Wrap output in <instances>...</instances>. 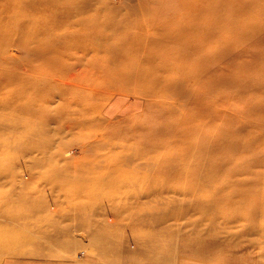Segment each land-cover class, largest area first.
<instances>
[{
    "label": "rangeland",
    "instance_id": "obj_1",
    "mask_svg": "<svg viewBox=\"0 0 264 264\" xmlns=\"http://www.w3.org/2000/svg\"><path fill=\"white\" fill-rule=\"evenodd\" d=\"M163 1L112 0L107 3L112 8L96 18L123 26V15L152 13ZM248 1L259 6L224 24L244 19L264 36V0ZM228 2L224 14L233 5L243 7L238 0ZM113 14H120L115 21ZM12 31L0 34V41H14ZM111 43L119 44V37ZM140 44L128 41L123 47ZM245 45L252 48L254 73L262 74L264 47L251 40ZM0 53L8 59L20 55L11 47H0ZM57 71L45 68L38 74L46 79ZM235 74H227L229 81L217 93L223 102L209 107L210 114H231L235 120H208L204 140L174 131L140 137L164 122L134 106L144 102L134 85L81 95L91 106L86 115L91 119H70L60 113L59 103L41 116L32 113V105L0 106V264H264V103L233 83ZM12 76L0 64V78ZM44 79L36 89L1 87L0 104L16 94L45 101L50 86ZM258 86L255 82L253 89ZM258 109L261 113L254 114ZM153 140L165 145L151 151L146 144Z\"/></svg>",
    "mask_w": 264,
    "mask_h": 264
},
{
    "label": "bare ground",
    "instance_id": "obj_2",
    "mask_svg": "<svg viewBox=\"0 0 264 264\" xmlns=\"http://www.w3.org/2000/svg\"><path fill=\"white\" fill-rule=\"evenodd\" d=\"M238 1L242 8L233 5L230 13L224 14L228 0H164L152 10L156 18L152 13L141 16L127 13L122 17L126 24L117 26L105 25L96 18L97 13L112 8L107 6L112 0H0V24L5 23L0 27V34L13 30L15 35L14 41H0V47L20 52L19 57L11 59L0 53V64L13 72L10 79L0 78V88L11 85L17 91L25 87L36 89L37 82L44 79L43 73L38 74L41 70H58L51 78L44 79L51 87L45 101L38 96L32 95L29 100L16 94L4 99L0 106L15 104L21 109L32 105V113L41 116L50 104L59 103L60 113L63 111L70 119H91V115L86 116L91 114V106L82 103L81 95L91 96L111 87L134 85L135 95L144 100H137L134 106L146 108L152 117L158 115L164 122L140 133V137L174 131L181 135L193 133L204 140L208 137L205 135L208 120L215 121L210 120L215 116L227 122L235 120L231 114H210L209 110L211 105L223 102L217 93L229 81L227 74L231 71L237 73L232 77L233 83L244 86L246 89H241L250 98L259 95L264 103V67L262 74L254 73L252 48L245 45L251 40L264 47L263 33L252 24L245 25L244 19L231 27L224 24L227 18L246 16L247 10L259 5H254L256 1ZM119 15L113 14L114 21ZM38 17L39 21L31 20ZM136 20L142 23L126 31ZM240 28L245 32L224 38ZM261 28L264 30V24ZM114 35L119 37V44L111 43ZM128 41L141 44L123 47ZM98 54L106 55V59L99 60ZM259 56L264 62V49ZM241 69L247 70L240 74ZM26 73L35 77L26 80L23 78ZM255 82L259 83L258 89H253ZM51 89L55 92L50 93ZM184 101H189V108H181ZM260 113L258 109L254 114ZM189 119L195 120L188 122ZM221 133L215 136L220 137ZM226 134L230 133L223 136ZM146 145L153 151L165 143L153 140Z\"/></svg>",
    "mask_w": 264,
    "mask_h": 264
}]
</instances>
